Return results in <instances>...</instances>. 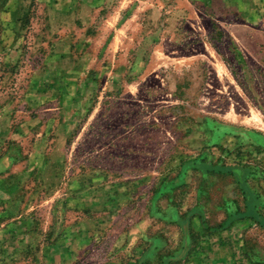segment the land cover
Listing matches in <instances>:
<instances>
[{
  "label": "rangeland",
  "instance_id": "rangeland-1",
  "mask_svg": "<svg viewBox=\"0 0 264 264\" xmlns=\"http://www.w3.org/2000/svg\"><path fill=\"white\" fill-rule=\"evenodd\" d=\"M207 2L0 0V264H264V6Z\"/></svg>",
  "mask_w": 264,
  "mask_h": 264
},
{
  "label": "crops",
  "instance_id": "crops-1",
  "mask_svg": "<svg viewBox=\"0 0 264 264\" xmlns=\"http://www.w3.org/2000/svg\"><path fill=\"white\" fill-rule=\"evenodd\" d=\"M66 4V7H69V3L72 2V0H63ZM208 5L211 8H219L225 7V9H232L233 7L235 9H239L241 11V14L244 16V13L247 12V16L252 17V12L256 10V6L260 5V7L264 6V0H208ZM244 12V13H243ZM53 247V246H52ZM57 247V246H56ZM55 248V247H54ZM53 258H50L52 261ZM63 261H61L62 263Z\"/></svg>",
  "mask_w": 264,
  "mask_h": 264
},
{
  "label": "trees",
  "instance_id": "trees-1",
  "mask_svg": "<svg viewBox=\"0 0 264 264\" xmlns=\"http://www.w3.org/2000/svg\"><path fill=\"white\" fill-rule=\"evenodd\" d=\"M29 13H30V12L27 11V12L23 15V17H22V19H21L20 22H22L23 24H24V23H27L28 20L30 19V17H29L30 14H29ZM256 140L259 141V142H260V145L264 147V136H261V134H260V138H258V139H256ZM230 172L236 174L238 177H240L241 174H242V170H240L239 168H232V169H230Z\"/></svg>",
  "mask_w": 264,
  "mask_h": 264
}]
</instances>
